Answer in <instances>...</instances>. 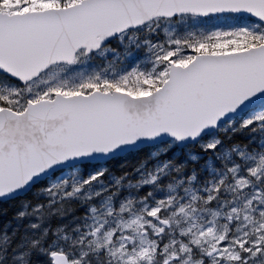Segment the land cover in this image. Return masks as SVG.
Here are the masks:
<instances>
[{
  "label": "snow or ice",
  "instance_id": "6c2138e0",
  "mask_svg": "<svg viewBox=\"0 0 264 264\" xmlns=\"http://www.w3.org/2000/svg\"><path fill=\"white\" fill-rule=\"evenodd\" d=\"M224 14H243L251 26L205 40L146 39L148 59L129 53L127 70L115 78L87 77L73 87L46 79L54 65L94 56L161 18ZM0 84V198L69 160L91 164L93 155L138 141L171 137L216 151L220 142L209 137L226 124L264 130V0H0ZM250 210L259 219L249 217L247 229L201 228L179 248L161 249L163 264H189L193 253L195 264H264V208ZM92 227L86 235L99 244L101 229ZM47 235L33 241L44 264H84L85 253L45 244ZM116 238L120 249L110 246ZM103 243L120 264H150L142 249L128 250L122 234L106 232Z\"/></svg>",
  "mask_w": 264,
  "mask_h": 264
},
{
  "label": "rangeland",
  "instance_id": "374dc122",
  "mask_svg": "<svg viewBox=\"0 0 264 264\" xmlns=\"http://www.w3.org/2000/svg\"><path fill=\"white\" fill-rule=\"evenodd\" d=\"M181 22L182 20L167 21L164 24L167 37L164 43L169 40L183 41L176 33ZM159 27L160 22H153L147 27V35L155 33ZM127 40L129 45L133 35H126L120 45L126 46L124 43ZM109 50L111 47L103 54ZM85 57L81 56L79 59ZM56 73L57 71L48 74L52 75L47 78L51 84L68 87L70 82L79 81L77 78L70 81H55ZM85 74L86 72L79 74L80 78L85 79ZM88 75L111 78L107 72L102 73L101 70L94 69L90 70ZM235 133L247 139L246 147L249 150L234 142ZM217 140L220 144L216 151H206L201 143H198L197 149L190 147L177 149L176 143L171 140L166 146L156 148L153 152L155 159L152 162H142L122 172H115L104 165L90 167L88 175L81 172L83 167L80 166L63 171L32 191L39 200L32 206L35 215L32 214L30 220L34 225L40 226L43 232L47 231L48 235L45 238L47 243L55 240L57 244L65 247L74 246L71 250L77 255L85 253L84 264H92L91 251L99 256L103 248L107 249L103 243V235L106 232H111L113 237L122 234L127 238L129 251L133 246L142 249L147 254L150 264H154L161 249L165 246H169L170 250L173 247L179 248L180 241L185 240L186 235L199 234L201 228L211 225L214 231L218 232H224L225 226L230 232H235L238 228L247 229L250 227L249 217L253 220L259 219L256 212L250 208L257 206L264 208V205L260 204V197L264 195V173H261V161L264 160V132L240 129L237 125L229 123L224 126L222 133L217 131L209 137V141ZM227 140L232 141L231 146L224 147L228 145ZM172 148L173 152L162 159V155ZM222 148L226 151L219 152ZM176 154H181L183 160H177L173 156ZM202 159L207 168L203 172V177L195 171V165L201 163ZM190 160H194L196 164L191 168H185ZM160 181L165 185H160ZM73 187L78 189L74 194ZM141 189L144 191L140 192ZM69 198L79 200L81 207L79 213H71L67 218L59 216L60 222L57 225L47 224L46 227H42L39 218H42L44 208L48 209L50 214L57 215ZM30 206L31 203H24L21 213L28 214ZM93 208L96 210L95 213L91 211ZM154 211L157 215L150 217L149 213ZM138 218L139 224L136 223ZM92 226H99L101 229L97 232L101 237L99 244L94 242L96 236L86 235L96 230ZM78 232L79 239L85 237L82 248L74 238ZM65 236L68 237L67 240L64 239ZM145 241L148 243H144ZM110 246L120 249V239L111 240ZM107 254L109 262L112 263L113 257L118 260L117 264H120L118 256H112L108 251ZM195 259L196 255L193 253L189 264H195ZM158 261L163 264V257L161 256Z\"/></svg>",
  "mask_w": 264,
  "mask_h": 264
},
{
  "label": "trees",
  "instance_id": "16d2710c",
  "mask_svg": "<svg viewBox=\"0 0 264 264\" xmlns=\"http://www.w3.org/2000/svg\"><path fill=\"white\" fill-rule=\"evenodd\" d=\"M221 17V16H218ZM217 18V17H216ZM224 18L226 20H217L215 22H208L206 24H193L190 23L189 30L182 33L184 40L186 41H195V40H205L207 39L212 33L217 31H227L229 29H234L238 27H244L246 25H249L251 22L247 19V17H239L236 15H224ZM163 20V19H162ZM180 27H183L181 25ZM182 32V29H180ZM142 40H146L147 38L153 39V40H161V38L164 37V32L162 28H157L155 33H151L150 35H147V31L143 30L139 32ZM114 52L115 55H107V57H101L98 55L93 56V58L87 62L89 64L84 65H77L75 67H63L61 71L58 72L57 76L55 77V80H61V81H70L71 79H75L77 75L81 72H86L87 68H94L99 67L101 70L107 69L109 70V74L114 77H118L121 75L124 71L127 70L128 60H129V53H132L129 46L127 47H120L117 46V43H113ZM132 49L136 48V44H133L131 46ZM140 52L142 53V60H147L148 55L146 52V49L144 47V44L141 43V46L139 49H135L133 53ZM121 53L123 56H119L118 58H115L116 54ZM107 64H111L110 68H107ZM87 76V74H85ZM80 83V82H79ZM79 83L70 82L68 86H75ZM0 87H3L2 84H0ZM220 133L223 132L222 129L219 131ZM234 142L237 144H240L242 147H246L247 139L243 138V136L239 133H235L234 135ZM228 145L224 147L231 146L232 143L231 140H227ZM197 148V145L193 146ZM149 148H143L140 151L135 152L136 155H138V160L142 161L146 158L149 159ZM225 150L222 148L219 150V152H224ZM170 153V152H168ZM168 153H164L163 156H168ZM176 156V159L181 161V158L179 155ZM121 159V158H119ZM147 159V160H148ZM116 161H119L118 166ZM201 163H193L188 162L185 165V168H191V166H194L195 164V171L203 177V172L206 168V163L202 159L200 161ZM178 164V162H176ZM110 168L115 172H122L124 169L131 168L130 164L128 166H124V162H120V160H113V162H110ZM175 174V172H173ZM200 177V178H201ZM43 182L40 184H37L35 188L41 187ZM165 185V184H163ZM140 192H143L140 191ZM39 198L36 197L35 193L32 191L26 194L25 196H20L15 199L4 201L0 203V264H44L42 254L35 248H33V241L39 239L41 236H43L44 232L40 229V226L37 228H33L32 225H34L31 220L30 216L35 213L33 212L32 206L35 205L38 202ZM29 202L31 203V208L28 214H22L21 209L23 208L24 203ZM62 211L59 212V214H50L49 210L44 208L43 216L40 217L41 226L46 227L47 224L49 225H57L60 220L58 219L59 216L68 217L76 212V214L79 213V210L81 207H79V200L69 198L64 202ZM69 210H67V209ZM75 214V215H76ZM53 219V220H51ZM75 241L79 242V232L74 236ZM45 243H47V239H45ZM107 249L103 248L101 252L95 255L96 258L102 261L109 260L107 257ZM94 252L91 251L90 256L93 258ZM97 264L98 260H94ZM114 261L112 257V262ZM114 263V262H113Z\"/></svg>",
  "mask_w": 264,
  "mask_h": 264
},
{
  "label": "water",
  "instance_id": "95a60500",
  "mask_svg": "<svg viewBox=\"0 0 264 264\" xmlns=\"http://www.w3.org/2000/svg\"><path fill=\"white\" fill-rule=\"evenodd\" d=\"M166 139H172V138L171 137H168V138H160V137H157L154 140H146V141H143V142L138 141L135 144L124 145L120 149H118L116 152L109 153L108 155H103V154L93 155V156L89 157V160L90 161H92V160L106 161V160H108V159H110L113 156H116L118 154H125L126 152H128V151H130L132 149H138V148L144 147L146 145H153L155 143L161 142V141L166 140ZM189 143H191V142H178L179 146H182V147L185 146V145H187V144H189ZM78 163H80V162H76V161L69 160L67 163L58 166L57 170L60 169V168L68 167V166H71V165H74V164H78ZM52 172H54V171H49L46 176H48ZM32 186H33V184L30 187L26 188V189H23V190H21L19 192H13L12 194H10V195H8L6 197H2L0 199H9V198H13V197H15L17 195L24 194L27 191H29Z\"/></svg>",
  "mask_w": 264,
  "mask_h": 264
}]
</instances>
